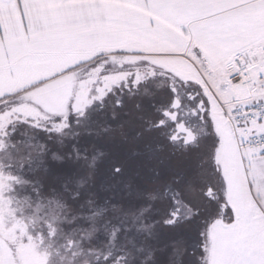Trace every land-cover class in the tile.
Segmentation results:
<instances>
[{
  "label": "rangeland",
  "instance_id": "rangeland-1",
  "mask_svg": "<svg viewBox=\"0 0 264 264\" xmlns=\"http://www.w3.org/2000/svg\"><path fill=\"white\" fill-rule=\"evenodd\" d=\"M254 1L200 0L199 9L194 1L189 4L191 9L178 13L183 15L181 25L174 26V33L165 37L159 34L162 27L154 23L150 25L152 33L145 36L146 15L137 9L135 18L130 16L133 23L130 20L127 27L120 22L119 35L111 36L113 42L105 40L103 47L75 52L80 55L64 60L48 58L41 42L40 55L23 61L31 65L0 73V127L11 125L9 135L35 145L37 151L46 145L68 169L74 168L70 175L59 166L67 178V190L57 183L55 191L53 186L47 187L42 198H37L29 185H18L9 192L11 185L0 183V264H22L23 255L30 256L34 264H67L71 256L64 247L69 238L66 230L71 227L67 220L80 211L90 214L100 207L120 219L99 237L93 235L83 241L78 264L85 260L96 264V254L102 257L111 243L131 250L138 257L133 264L139 260L146 264H230L238 257V248L233 250L229 244L235 213L229 207L226 169L231 163H241L236 150L246 145L234 135L240 129L224 126L219 109L221 105L226 108L236 92L228 77L238 54L209 57L204 48L211 45L210 40L201 39V31L211 29L213 19L216 25L222 23L219 16L223 5L228 10L230 4L235 11ZM135 3L141 6L138 0ZM120 6L121 21L128 19L127 0H120ZM168 12L172 11L158 10L161 17ZM189 17L190 24L185 21ZM234 28L233 21V40ZM184 84L206 109L205 123L197 127L199 140L189 147L171 145L164 138V130H152L161 119V111L171 103L169 86ZM7 156V151L0 152V163L7 164ZM193 157L198 158L200 167L190 183L188 166ZM110 163L112 167L123 165L122 174L114 176ZM178 176L184 179L177 184ZM233 176L243 195L242 177L237 171ZM207 189H212L218 200L208 197ZM177 192L175 198L180 203L173 205V193ZM89 199L91 206L85 203L81 209ZM114 205L119 211L113 210ZM248 206L242 213L249 216L252 208ZM170 208L180 209L176 224L156 223L163 219V210ZM252 221L254 217L242 218L244 232L253 229ZM50 222L65 231L50 237L46 227ZM113 225L121 228L114 242ZM125 225L131 231L125 233ZM192 233L194 248L190 250L184 237ZM81 235L77 233L75 238ZM139 248L143 251L137 252Z\"/></svg>",
  "mask_w": 264,
  "mask_h": 264
},
{
  "label": "crops",
  "instance_id": "crops-1",
  "mask_svg": "<svg viewBox=\"0 0 264 264\" xmlns=\"http://www.w3.org/2000/svg\"><path fill=\"white\" fill-rule=\"evenodd\" d=\"M194 1L197 5L200 0H138L141 6L137 7L136 0H127L128 9L132 12L129 10L128 19L121 21L120 0H21L19 8L13 5L6 10L10 15L0 14V73L31 65V62L23 61L40 55L41 42L48 58L64 60L80 55L75 52L93 50L95 46L97 49L103 47L105 40L113 42L111 36L119 35L120 22L129 27L130 20L132 22L130 16L134 19L137 9H143L142 15H146L147 21L143 25L145 36L152 33V23L156 27H162L159 30L161 36H170L174 33V26L181 25L179 19L183 15L178 13L191 9V3ZM196 7L199 9L200 5ZM224 7L223 5L224 10L219 16L222 23L216 25L213 19L209 24L211 29L207 27L201 31V39H209L211 44L203 48L207 49L208 56L212 58H231L238 54L236 60L245 67L249 75L247 81L231 85L236 92L228 103L245 104L264 99V90L259 83V78L264 75V0H255L235 11L231 10L230 4L228 10ZM161 8L172 12L161 17L158 13ZM214 9L215 7L212 8ZM4 11L0 8V12ZM208 11L210 13V7ZM233 13L237 16L236 19L232 18ZM215 14L212 17H215ZM185 21L190 24L192 17L186 18ZM163 28L165 30H162ZM198 29L199 27L196 32L199 33ZM234 73L233 67L228 79ZM263 129L264 122H258L238 129V134L234 135L239 141L245 142L247 134ZM245 149L248 152L244 153ZM237 154L242 164L237 166V163L235 166L231 163L226 169L229 180L227 187L229 186L231 191L228 198L229 207L235 213L231 223L234 233L230 235L229 244L233 250L238 248V257L230 264H264V152L238 146ZM236 171L239 178L242 177L245 189L243 195L239 188L241 185L233 176ZM248 204V207L252 208V215L249 216L242 213ZM243 217H254L250 224L253 229L249 233L248 230H242ZM235 234L238 237H233Z\"/></svg>",
  "mask_w": 264,
  "mask_h": 264
},
{
  "label": "snow or ice",
  "instance_id": "snow-or-ice-1",
  "mask_svg": "<svg viewBox=\"0 0 264 264\" xmlns=\"http://www.w3.org/2000/svg\"><path fill=\"white\" fill-rule=\"evenodd\" d=\"M21 0H0V8L4 9V12L0 14L10 15L6 10L15 5L20 7ZM22 15V13H21ZM177 105L173 104L172 107ZM168 115V110H164L161 115V119L158 120L153 127L159 129L165 126L164 117ZM11 125L6 127H0V152L7 151L8 163H0V183L11 185V189L8 191H15L18 185H29L31 186L32 193L37 198H42L45 195V189L49 186H53V191H55L54 185L59 183L62 185L64 190H67L68 181L67 178L61 174L59 171V165L63 163V160L56 156L55 152L48 148L46 145H40L39 151L36 150V146L29 142H20L15 135H9V128ZM151 131V128L148 129ZM175 137H173V140ZM139 152H135L134 155H139ZM71 157L69 156V159ZM191 170V178L189 182L194 181L198 176V169L200 167L199 160L197 157H193L192 162L188 166ZM15 169V172L11 171ZM123 165H118L113 168V175L118 176L122 174ZM159 175V172H156ZM183 176H178L175 178V182L178 184L183 180ZM83 182H81V185ZM168 188L165 189L164 195H168ZM5 194H8L7 192ZM179 193H173V205H178L180 201L175 197H178ZM78 198L79 194H75ZM155 200L156 197L152 196ZM51 203V201H49ZM91 206L92 201L86 200L81 204V209H84V204ZM114 211H119V209L114 205ZM147 209L142 210L146 211ZM165 215L162 220L156 221V223H163L166 226H174L177 222L178 212L176 208L164 209ZM109 209L105 207H100L90 214L84 211L78 212L73 215L71 219L67 220V224L71 227L66 231L69 233V238L64 245L66 253H71V256L67 258V264H78L81 252L83 249V241L90 239L93 235L99 237L108 227V225L113 224L114 221L119 220L118 216H110ZM127 215V214H125ZM155 225L153 224L152 227ZM48 233L50 237H55L58 231H65V229L58 227L57 223L50 222L46 224ZM125 233L131 231L129 227L125 225ZM121 228L117 225H113L111 231V241L114 242L117 239L118 233ZM77 233H82L79 239L75 238ZM91 254L92 249L88 250ZM143 249H137V252H142ZM162 251V249H161ZM203 252V247L201 248ZM151 258V253L149 254ZM64 259V258H62ZM96 264H133L134 261L138 260V257L131 251L124 247H116L115 243H111L109 251H107L103 256L99 253L96 254ZM84 264H88L85 260ZM139 264H146L144 260H139ZM171 264V261H170ZM181 264L183 262L181 261Z\"/></svg>",
  "mask_w": 264,
  "mask_h": 264
},
{
  "label": "flooded vegetation",
  "instance_id": "flooded-vegetation-1",
  "mask_svg": "<svg viewBox=\"0 0 264 264\" xmlns=\"http://www.w3.org/2000/svg\"><path fill=\"white\" fill-rule=\"evenodd\" d=\"M169 90L172 95V100H171L170 105L166 107L164 110H169L173 104L174 99L177 97L178 101H177V107L175 110L176 112L175 121H172L165 116L164 117L166 121L165 126L159 129L154 128L152 130H159V131L161 129L164 130L165 131L164 138H168V141H169L168 143L171 145L179 144L183 147L192 146L196 144L199 140V130H198L199 126L205 123L204 115H205L206 109L204 107V103L200 100L197 94L187 91L185 84L182 86H177V87L170 85ZM164 110L161 111V115ZM161 115L159 116L161 117ZM180 123H183V125L187 129H193L196 132L194 140L189 144L185 145L184 140L182 138L181 139L177 138L179 136L183 137L181 134L177 133V126ZM173 137H176L177 140H171ZM215 138L217 140V137ZM214 162H215V157L213 158V163ZM208 190H211V192L208 195L206 193V195L210 198H213L214 200H218L219 196L215 192H213L212 189H207V191ZM176 209L178 212V218H177L178 220L180 209L179 208H176Z\"/></svg>",
  "mask_w": 264,
  "mask_h": 264
},
{
  "label": "built area",
  "instance_id": "built-area-1",
  "mask_svg": "<svg viewBox=\"0 0 264 264\" xmlns=\"http://www.w3.org/2000/svg\"><path fill=\"white\" fill-rule=\"evenodd\" d=\"M264 54V52H263ZM235 73L228 79L230 85L236 82H245L249 75L245 67L238 61H234ZM259 83L264 90V75L259 78ZM223 111L224 126H230L233 129H240L254 123L264 122V99H257L251 103L240 104L237 102L228 103ZM245 145L248 149L255 152H264V129L259 132L249 133L245 139Z\"/></svg>",
  "mask_w": 264,
  "mask_h": 264
},
{
  "label": "water",
  "instance_id": "water-1",
  "mask_svg": "<svg viewBox=\"0 0 264 264\" xmlns=\"http://www.w3.org/2000/svg\"><path fill=\"white\" fill-rule=\"evenodd\" d=\"M177 97L174 99V101H173V104H175V105H177ZM172 104V105H173ZM177 107V106H176ZM176 107H172L171 106V108L168 110V115L166 116L168 119H170V120H172V121H175V118H176V112H175V110H176ZM177 133L178 134H181L183 137H181V136H179V137H177L178 139L180 138H182L183 140H184V143H185V145L186 144H189V143H191L193 140H194V138H195V135H196V132H195V130H193V129H187L184 125H183V123H180L178 126H177ZM177 138L175 137V139L174 140H177ZM171 140H173V138L171 139ZM210 192H211V190H208L207 191V195L208 194H210Z\"/></svg>",
  "mask_w": 264,
  "mask_h": 264
},
{
  "label": "trees",
  "instance_id": "trees-1",
  "mask_svg": "<svg viewBox=\"0 0 264 264\" xmlns=\"http://www.w3.org/2000/svg\"><path fill=\"white\" fill-rule=\"evenodd\" d=\"M122 151V150H121ZM111 162V161H110ZM113 162V161H112ZM109 163V162H108ZM110 166H109V168H111L110 169V172H112L113 173V168L114 167H112L113 166V164H109ZM60 167H65V171L64 172H68V174H73L74 172H73V170H74V168L73 167H70V169H68V167H67V164H66V162H63V164H60L59 165ZM97 173V172H96ZM98 174V173H97ZM97 174H96V176H97ZM100 173H99V181L98 182H101L102 181V179H101V177H100ZM74 176H76V175H74ZM79 176V175H78ZM107 176H109V174H107ZM71 178V177H70ZM108 178V177H107ZM106 178V179H107ZM70 180H72V179H70ZM99 185H98V187L99 188H102L101 186H100V183H98ZM194 237V234L192 233V234H188L187 236L185 235V240H186V244L188 245V249H193L194 248V245L192 246V244L191 243H193V240H192V238ZM22 264H34L33 263V260L30 258V256H28V255H23L22 256Z\"/></svg>",
  "mask_w": 264,
  "mask_h": 264
}]
</instances>
